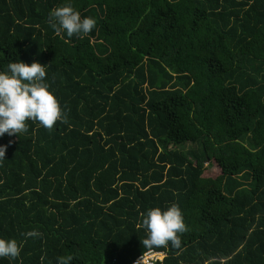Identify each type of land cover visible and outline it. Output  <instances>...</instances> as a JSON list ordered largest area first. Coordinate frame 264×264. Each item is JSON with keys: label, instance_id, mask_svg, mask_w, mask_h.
Instances as JSON below:
<instances>
[{"label": "trees", "instance_id": "obj_1", "mask_svg": "<svg viewBox=\"0 0 264 264\" xmlns=\"http://www.w3.org/2000/svg\"><path fill=\"white\" fill-rule=\"evenodd\" d=\"M66 4L87 36L50 26ZM20 61L68 123L0 137V238L22 245L0 264H136L174 203L187 231L155 264H264V0H0V72Z\"/></svg>", "mask_w": 264, "mask_h": 264}, {"label": "clouds", "instance_id": "obj_2", "mask_svg": "<svg viewBox=\"0 0 264 264\" xmlns=\"http://www.w3.org/2000/svg\"><path fill=\"white\" fill-rule=\"evenodd\" d=\"M50 26L57 34L66 31L68 37L73 35L87 36L95 27L96 20L92 17H81L71 4L58 6L49 13ZM8 72H0V137L5 133L9 136L28 131L26 121L39 122L51 131L56 123H68L66 113L62 112L59 101L49 91L44 82L46 68L44 64L33 62L30 65L10 62ZM12 141H9L11 144ZM8 145L0 146V161L5 159ZM143 215V214H142ZM142 226L147 230V238L141 240L144 248L181 247L180 236L187 231L182 211L177 204L167 210L153 208L143 216ZM28 238H39L42 234L36 230L23 233ZM22 245L15 239L0 238V258L16 259L20 256ZM43 260V257H42ZM73 256L58 257V264H70ZM141 256L136 264H142Z\"/></svg>", "mask_w": 264, "mask_h": 264}, {"label": "built area", "instance_id": "obj_3", "mask_svg": "<svg viewBox=\"0 0 264 264\" xmlns=\"http://www.w3.org/2000/svg\"><path fill=\"white\" fill-rule=\"evenodd\" d=\"M142 256L144 257L142 264H155V263H160L164 258L165 254L163 252H155L151 250L146 252ZM140 257L141 256H139L135 262H137Z\"/></svg>", "mask_w": 264, "mask_h": 264}, {"label": "rangeland", "instance_id": "obj_4", "mask_svg": "<svg viewBox=\"0 0 264 264\" xmlns=\"http://www.w3.org/2000/svg\"><path fill=\"white\" fill-rule=\"evenodd\" d=\"M218 174L219 173H218L217 168L211 164L206 167V170L204 171L203 176L208 177V178H215Z\"/></svg>", "mask_w": 264, "mask_h": 264}]
</instances>
